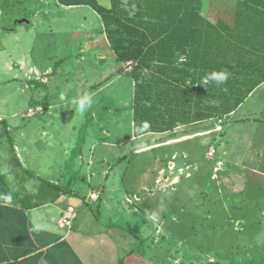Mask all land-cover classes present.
<instances>
[{"label": "rangeland", "instance_id": "374dc122", "mask_svg": "<svg viewBox=\"0 0 264 264\" xmlns=\"http://www.w3.org/2000/svg\"><path fill=\"white\" fill-rule=\"evenodd\" d=\"M4 1L1 0V3H5ZM10 1L7 4L10 5ZM98 1L105 3L106 0ZM13 4L17 7L18 1L11 5ZM54 5L56 17L52 13L43 16L50 21L53 18L54 23L50 24L53 30L62 28L65 32L74 29L79 33L86 31V27L80 28L82 23L78 22V16L71 18L75 22L62 16L68 15L64 14L65 10L80 14L76 11L79 9L68 8L69 5L64 7L58 0H54ZM12 6H8L12 14L9 12L6 19L3 16L0 23V100L10 102L17 90L20 91L24 79L20 75L15 77L17 68L9 69V66H16L25 59H38L31 47L37 30L28 31L26 26L17 23L30 18L29 13L26 15L23 8ZM4 8L5 6L1 7L2 13ZM46 10L53 12L55 9L46 5ZM70 27L72 29H68ZM75 43L76 41L72 42L73 48ZM63 44L64 41H61L60 45ZM71 52L68 53L71 55ZM71 61L61 66L63 73L47 86L51 92L49 101L53 106L52 125L54 128H62V141L65 142L62 144H66L69 149L64 154L60 150L44 151L39 145L36 149L41 152H32V159L35 163L43 161L45 165L49 161V171L57 170L67 179L69 175H74L72 168L73 160L77 158L75 156L88 155L87 150H81L83 140L88 137L89 146L94 143L96 146L93 150V168L90 166V169L101 165L99 155H106L112 163L110 168L114 170L119 166L113 165L117 162L115 159L123 161V156L126 162L131 159L129 163L122 164L129 171V175L124 182L127 196L121 198V204L127 212H141V222L135 223L139 225H133L124 234L130 235L135 243L134 249L126 255L125 264H264V208L258 207L260 200L254 192L248 193V199L241 201L243 204L238 202L237 196L240 195L241 187L233 184L236 179L230 175L229 165L225 163L221 166L219 162L223 146L216 135L223 130L218 127L227 125L228 120L221 118L195 125L196 127L184 126L163 136L148 134L130 143L133 136L132 107L130 108L133 97L130 76L132 67L124 65L114 68L110 81L101 88V95L81 116L75 111V106L71 107L67 101L62 103L58 100V93L69 85V99L80 92L77 90V82L73 80L76 65ZM92 68L94 67H89V70ZM100 68L103 69L104 66L101 65ZM31 91L16 93L14 104L9 105L10 111L22 113L33 95L44 97L41 89ZM33 103L35 102H31V106ZM39 103L47 107L46 99H40ZM20 120L15 119L13 122ZM102 127L104 133H100ZM72 131L75 133L72 134ZM3 138L8 145L6 151H0V155L3 160H12L9 140L7 136ZM124 141L125 145L113 151H107L103 147L104 143L119 146ZM139 146L142 149L148 148L142 150L140 155H134V149ZM211 148L214 153L209 155ZM5 163L0 161V174L5 170ZM78 163L82 164L81 161ZM75 170L79 174L72 178L73 185L81 173L85 175L86 166H77ZM4 179L11 189L18 191L24 188L32 192L38 183L34 179L19 175L5 174ZM119 180L120 178L111 174L110 184L115 189L119 188ZM99 201L98 199L97 207Z\"/></svg>", "mask_w": 264, "mask_h": 264}, {"label": "crops", "instance_id": "0c3cea01", "mask_svg": "<svg viewBox=\"0 0 264 264\" xmlns=\"http://www.w3.org/2000/svg\"><path fill=\"white\" fill-rule=\"evenodd\" d=\"M9 1L5 0V3H1L0 0V23L3 18L1 7ZM15 1H18V4H23L29 0H13L10 3ZM104 2L100 3L98 0H66L63 2L58 0V3L64 7L69 5L68 8L79 9L76 11L80 14H74L73 10H65L64 14L68 13V15L62 16L66 19L68 17L71 22H75L71 18L75 19L78 16V22L82 23L80 28L86 27V31L83 33L77 32L76 29L69 32L63 31L62 28L53 30V26L50 25L54 23L53 18L51 22L50 19L46 20L43 16L52 13L56 17L54 0H35L36 9L25 11L26 15L29 13L30 18L18 23L26 26L28 31L37 30L31 47L38 59H25L16 66H9V69L17 68L15 77L20 75L24 79V84L16 93L24 94L31 90L41 89L44 92V97L38 98L33 95L25 107L26 110L22 113L9 109V105L15 102L16 93L12 102L0 100V122L4 121L6 124V130L11 140L9 145L12 151L11 155L17 160L16 165L13 162L5 161V170L2 175H14V171L17 176L31 173L45 182L67 187L72 194L70 196L62 195L53 203H46L27 210L13 207L8 203L0 204V264H117L119 260L127 257L126 255L135 247L134 239L130 235L121 234L110 227V225L121 226L127 230L139 225L135 223L141 222V218H139L141 212H127L124 205L121 204V198L127 196L124 182L129 175V171L122 167V164L126 162L125 156L122 157L123 161L115 159L117 162L113 165L119 164V166L114 170V168H110L112 163L109 162L108 157L99 155L98 160L102 162L101 165L90 169L94 163L93 150L96 146L95 143L91 147L89 146L88 137L83 140L81 149L83 152L87 150L88 155L78 154L75 156L77 158L73 160L74 168H72L74 175H69L66 179L57 170L49 171L51 168L49 161L46 165L43 161L35 163L32 159L33 155H31L32 152L38 150L36 148L39 145L44 151L60 150L64 154L69 149L66 144H62L65 143L62 141V128H54L52 125L53 106L49 101L51 92L47 89L48 84L63 73L62 65L64 66L70 60L76 65L74 69L76 74L73 80L77 82V90L80 91L79 94L91 93L93 104L101 95V88L110 81L111 71L124 66L123 63L115 61V56L105 37L101 19L95 12L97 5L106 8L110 6L109 0ZM11 4H7V6H12ZM46 5L55 10L53 12L46 10ZM235 6L234 0H201V14L204 18H209L212 11L215 22L230 24L233 22ZM47 25L51 27L49 30L48 27L46 28ZM68 29H72V27ZM61 41H64L63 45H60ZM75 41L73 48L72 42ZM68 49L70 50L68 51ZM68 52L72 54L70 55ZM104 60H110V62L104 63L102 65L104 68L101 69L99 61ZM92 66L94 68L89 70V67ZM98 85L100 86L98 87ZM131 87H134L133 81ZM40 99H46L47 107L39 103ZM33 101L35 103L31 106ZM224 118L229 123L219 127L223 130L216 135L223 146L219 162L221 166H224L225 163L229 165L230 175L234 180L236 179L233 184L236 183L237 187H241L240 195L237 196L238 202L241 203L243 199H248V193L254 192L260 200L258 207L264 208V82L254 89L235 111ZM15 119L21 120L13 122ZM202 123L204 122L193 125ZM180 127L184 126H178L173 131L164 134L151 135H168L178 131L177 129ZM103 129V127L100 128V133ZM71 133L73 134L75 131ZM137 138L140 137L133 135L129 142H136ZM125 142H121L119 146L104 143L103 147H106L107 151L108 149L113 151L125 145ZM6 145L8 144L2 143L1 151L7 150ZM147 148L142 149L139 146L134 149L133 154L138 155ZM84 160L87 161L84 162ZM79 161L82 162L81 165H79ZM130 161L131 159L126 163ZM132 164L134 165V162ZM82 165L86 166L85 175L81 173L73 185L72 178L79 174L75 168L82 167ZM112 173L114 177L117 176L121 180V182L117 181L120 182L117 189L110 184ZM240 191L244 193L242 194ZM98 199L100 200L99 207H97ZM244 205L246 204L244 203Z\"/></svg>", "mask_w": 264, "mask_h": 264}, {"label": "trees", "instance_id": "16d2710c", "mask_svg": "<svg viewBox=\"0 0 264 264\" xmlns=\"http://www.w3.org/2000/svg\"><path fill=\"white\" fill-rule=\"evenodd\" d=\"M234 1L230 24L215 22L212 11L204 18L201 0H109L108 8L95 7L115 61L132 67L134 137L227 117L264 82V0ZM34 2L12 7L34 11ZM4 6L6 19L12 10ZM109 62L99 61V65ZM213 71H226L228 80L205 87L203 78ZM6 136L10 145L2 121L0 151ZM0 161L17 164L14 156L3 160L0 155ZM24 176L38 182L32 192L11 189L0 174V197H12L10 203L0 199V204L27 210L72 194L67 187L31 173ZM110 227L121 234L128 232L121 226Z\"/></svg>", "mask_w": 264, "mask_h": 264}, {"label": "clouds", "instance_id": "9594fccd", "mask_svg": "<svg viewBox=\"0 0 264 264\" xmlns=\"http://www.w3.org/2000/svg\"><path fill=\"white\" fill-rule=\"evenodd\" d=\"M228 73L226 71L221 72H210L205 75L203 78L202 85L205 87L210 82H215L216 84H224L228 80ZM70 85L65 88L64 91H61L58 93V100L60 102L67 101V104H71V107L75 106V111L78 112L81 116H83L92 106L93 104V98L92 94L85 92L82 94H78L71 99L68 98V91L70 89ZM0 199H3L5 202L10 203L12 200L11 195H5L3 197H0ZM35 230V229H34Z\"/></svg>", "mask_w": 264, "mask_h": 264}, {"label": "built area", "instance_id": "2783aa9c", "mask_svg": "<svg viewBox=\"0 0 264 264\" xmlns=\"http://www.w3.org/2000/svg\"><path fill=\"white\" fill-rule=\"evenodd\" d=\"M213 153H214V149L211 148V149L209 150V155H212Z\"/></svg>", "mask_w": 264, "mask_h": 264}, {"label": "bare ground", "instance_id": "6f19581e", "mask_svg": "<svg viewBox=\"0 0 264 264\" xmlns=\"http://www.w3.org/2000/svg\"><path fill=\"white\" fill-rule=\"evenodd\" d=\"M218 129H220V128L218 127Z\"/></svg>", "mask_w": 264, "mask_h": 264}]
</instances>
